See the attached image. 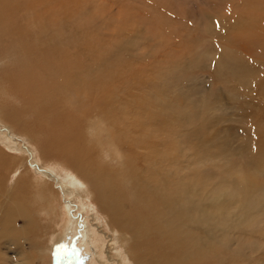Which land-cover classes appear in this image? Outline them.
<instances>
[{"label": "rangeland", "instance_id": "1", "mask_svg": "<svg viewBox=\"0 0 264 264\" xmlns=\"http://www.w3.org/2000/svg\"><path fill=\"white\" fill-rule=\"evenodd\" d=\"M51 2L46 3L53 7L55 16L65 25L63 32L78 36V45L71 46L73 41L70 46L68 44L71 50L65 49L68 57H73L77 50L82 49L80 46L87 48V53L79 51L74 60L75 66L81 68L84 62L90 64L93 61L90 53L91 49H95V54L101 59V69L108 70L110 78H104L106 76L101 73L95 79L99 82L95 85H98L89 88L97 94L96 97H101L104 92L109 96L93 98V93L88 90L83 102L81 97L70 96V89L64 87L60 90L53 83L57 81L51 80L44 89L45 79L38 76L45 72L49 78L48 66L54 65L55 57L62 53L58 48H53L51 54L46 51L51 46L45 32L49 19L42 11V16L47 19L44 23L41 21L37 10L31 7V0H0V46L3 47L0 48V56L11 52L13 56L15 53L22 55L16 72L23 71V77H27L29 82L33 81L35 87L32 89L38 96H42L39 87L43 88L42 93H47L40 97V102L35 106L40 111L35 108L33 112L30 108L13 111L15 117L21 118L13 120L16 124L0 112V148L11 159L7 175L1 178H7L13 170L12 176L5 180V189L17 188L18 194L14 192V200L21 212L28 214L27 234L24 231L16 246H10L12 243L8 242L7 236L4 237L3 226L0 227V264H21L14 253L19 243L23 244L24 241L28 248V243L33 244L31 247L34 248L29 253L36 264H51L54 258L48 257L49 247L52 246L49 236L61 231V220L66 226L76 225V233L61 246V264H92L94 260L97 264H131L124 254L125 248L120 247L115 236L120 227L115 226L116 230H112L105 219L101 221L102 213L87 202L77 201L75 193L65 191V195L61 194L64 192L62 183L66 180L59 178L62 171L59 170L64 164L49 150L45 155L43 153L46 151H42L43 141L50 129H53L51 135L62 141L63 146L68 142L69 146L75 147L72 151L77 153L82 164L90 165L93 169L97 165L104 171H112L109 175L113 176L107 177V180L118 196L128 194V198L121 197L125 209L135 207V211L133 208L131 210L135 216L133 221L142 227V250L137 251V258L154 255L165 264L177 263L170 236L159 240L151 234L147 230L143 211L136 205L132 171L129 168L125 170L126 162L121 149L123 147L125 152L133 153V138L124 137L122 127V132L118 131L122 120L118 128L115 126L118 130L114 128V116L120 109L122 114L130 115L127 122L136 133L134 136L140 135L139 142L143 146L151 145L149 154L154 161L147 179L143 176L145 163L141 158H134L138 151L136 155L135 151L127 154L135 160L140 181L150 189L149 181L158 183L157 174L172 172L173 166L180 170V192L163 191L156 197L148 194L153 200L152 204L155 202L164 215V230L173 219L176 227L193 232L207 254L218 258L223 264H264V0ZM19 42L21 45L18 46ZM108 64L111 65L108 67ZM16 81H0V85L8 87L9 82ZM5 89L12 91V88ZM10 96L12 94H9L8 100L13 98ZM85 103L87 106H84ZM86 107L89 109L86 110ZM107 114H111V117L114 114L113 120ZM102 115L109 121L106 118L108 122L105 121ZM70 119L69 124L67 121ZM135 121L142 125L151 122L155 140L148 138L152 133L151 128H132ZM110 129L116 131L111 134ZM113 133L119 135L118 140L113 139ZM97 139L102 140L104 145L98 143ZM31 150L35 153L30 154ZM142 151L139 152L141 156L145 155V150ZM101 154L105 161L101 160ZM107 158L109 161H106ZM144 159L150 164L149 157ZM23 160L24 169H30L31 181L36 184L43 177H57L54 190L60 194L63 209L56 210L53 222L46 221L48 208H44L52 204L50 201L42 202L40 205L43 208L28 202L31 194L23 189ZM73 189L70 187L68 191ZM3 204L0 202V222L6 218L7 208ZM146 211L150 212L151 209L147 208ZM11 213L14 220L18 212ZM61 214L73 215L77 224L61 218ZM16 219L14 222L19 228L23 224ZM35 220L39 221L35 223ZM95 242L100 246H96ZM157 242L165 249H156L159 245ZM8 243L12 248H8L10 251L7 250ZM126 243V246H131L129 240ZM216 249L220 252L216 253ZM12 251L14 253L11 254Z\"/></svg>", "mask_w": 264, "mask_h": 264}, {"label": "bare ground", "instance_id": "2", "mask_svg": "<svg viewBox=\"0 0 264 264\" xmlns=\"http://www.w3.org/2000/svg\"><path fill=\"white\" fill-rule=\"evenodd\" d=\"M42 1L43 2H41L40 0H31V7H32L33 10L34 9L37 10V12L39 14V18L42 19L41 21H43V23L46 22L45 20L47 18L49 19V25H48L47 29L50 31V33L48 32V30H46L45 32H46V35L48 33L47 36L50 39L49 43L51 44V46L48 47V50H46L47 46L44 49L49 54L52 53V49L53 48H58V49L62 50V53L55 57L54 65H49L48 66V68H49L48 71H50L49 78H48L47 73H45V72H43V74L42 73L39 74V76H38L40 79L42 77L45 79L46 85H45L44 89L49 84V80H51V81H57V83H55V82H53V83L60 90L63 89L64 87L70 89L71 90L70 96H72L74 94V96L76 95L77 97H81V98H83V102L85 101L84 100L85 97L87 98L88 90L93 93V95H92L93 98H101V97L109 96V94H106L105 92L104 93L102 92L103 95H101V97H96L97 94L95 95L94 91L91 88H89L91 86H97L98 85V84L95 85V83L98 82V80L96 82L95 79L99 78L101 73H102V75L106 76L104 78H110L109 77L110 76L109 75V71L108 70H104L103 68L101 69V59H99L97 57V55L95 54V49L94 50L91 49L90 55H91V60H93V61L90 64H86L84 62L83 63V67H81V68L76 67L75 64H74V60L77 57L79 51L82 50L81 52H83V50H84L87 53L88 52L87 48L85 49V47L80 46L82 49L77 50L76 54L73 57H70V58L68 57L67 53L65 52V49L71 50L69 48V46L71 45L70 42H73V41L74 42H73V44L71 46L78 45V43H76L77 40H78V38H77L78 36L74 37V35H72L70 33H64L63 30L65 28V25L63 24L61 19H57V17L55 16L54 11H53V7L51 5H50L51 7L48 5V3L52 4L51 0L50 1L49 0H42ZM46 2H48V3H46ZM54 9H55V6H54ZM61 9H65V7L61 8ZM42 11L47 15V18H44L42 16V14H41ZM87 31H89V30H87ZM32 34H33V32H32ZM41 37L43 38V36H41ZM65 39H67L68 41H66ZM81 41H82V39H81ZM89 43H90V40H89ZM68 44H69V46H68ZM82 44H83V41H82ZM19 45H21L20 42L18 43V46ZM92 46H93V44H92ZM0 48L2 49L3 47L0 46ZM13 48H15V47H13ZM77 48H79V46ZM90 48H92V47H90ZM10 49H9V51H10ZM13 52H15V51H13ZM12 56H13L12 52L11 53H4L2 56H0V72L3 71V72H1L3 74H2V77H0L1 78L0 81L3 82L5 80L17 79V81L14 82V83L9 82L10 84H9L8 87L0 85V112H1V114H3L5 116L6 119H9L11 123L16 124L17 122H13V120L14 119L17 120V118H19V119H21V118L20 117H15L12 114V112L13 111H18L20 109L29 110V108H30V110L32 112H33L34 108L36 110L40 111V108L38 106H37L38 108L35 107V106L37 105L38 101L40 100V97L47 95V93H42L43 92V88L42 87H39L40 93L42 94V96H38V93H35L36 91L35 92L33 91V90H35V89H32L33 87H35V85L33 86V84H32L33 81L32 82L27 81L29 79H27V77H23V75H24L23 71L16 72V70H15V68L20 65L19 61H20L22 55L20 56L19 53L18 54L15 53V56H13V57ZM115 62H117V60ZM110 65L111 64H108V67ZM27 76H28V74H27ZM33 77H35V75ZM112 79H114V77ZM20 81L22 82L21 84H20ZM36 81H37V79H36ZM5 88H12V91H8V89H5ZM20 88H22V89L20 90ZM98 90H99V88H98ZM108 90H109V88H108ZM44 91H46V90H44ZM9 94H12L13 98H11L10 100L15 101V103H11V101L8 100ZM98 95L100 96V94H98ZM12 96H10V97H12ZM5 97H7V98L5 99ZM90 98H91V96H90ZM67 99H69V98H67ZM86 104L87 103H85L84 106H87ZM18 105H19V107H18ZM88 109L89 108H87L86 110H88ZM107 109L109 111L108 107L106 108V110ZM104 112H107V111H104ZM98 113H100V112H98ZM35 114H37V113H35ZM48 114H51V113H48ZM70 114H72V113H70ZM104 115H102V116L104 117ZM107 115L106 116L109 118V116L111 114H107ZM51 116H52V114H51ZM113 116H114V114H113ZM113 116L112 117L110 116L111 120H113L112 119ZM128 116H130V115L129 114H126V115L122 114L121 113V109H120V111L118 113L116 112L113 121H116L115 123L117 125L114 124V122H113L114 128L116 129L115 126H117V128H118V123L120 125L121 122H119V121L122 120V123H121L122 125H120V128H118L120 130H118V129H116V130L121 131V127H122L123 134H124L123 136L126 137L127 139H132L133 138L131 140V142L133 144L132 146L135 148V150L133 149L135 151V155H136V151H138L137 155L134 158L135 159H140L141 158L142 162L145 163V172L143 173V176H144V179H147L149 174H150V172H151V163L154 161L153 160L154 158L152 157L153 159H151L150 158L151 154H149V152H150L149 151V147L151 146L150 144L152 142L149 144L150 146L148 145L149 147L143 146L144 144H141V142H139L138 137H140V135H138V137L134 136L135 132L132 131V129L130 128L131 124H128L129 122H127V117ZM103 117H100V118H103ZM105 118L106 117H104V119ZM138 118L139 119H143V120L144 119L147 120L146 118H143L142 116L141 117L138 116ZM106 119H105V121L108 120V119L107 120ZM61 120H60V122H61ZM111 120H110L109 123L112 122ZM67 122L70 124L71 119L68 120ZM43 123H44V121H43ZM46 124H49V123H46ZM57 124L58 123H55V125H57ZM90 124L92 125L93 122H91ZM132 124H134L132 128H137L138 130L141 127H146L148 129L151 128L152 133L148 136V138L150 139V138L153 137L152 134L154 133V131H153V125H152L151 122L148 123V124L146 123L145 125H142L138 121H135ZM111 125H112V123H111ZM111 125L109 126V128L111 127ZM97 126L99 127V129H102L101 128L102 127L101 124H98ZM29 127H30V125H29ZM112 127H113V125H112ZM52 130L53 129H50L51 132H49L48 136L45 135L46 136L45 139H44L45 141H43L45 143H44V145L42 144L43 145L42 151L43 152L46 151V152L43 153L44 155L49 153V151L52 152L53 154H55L59 158V159L58 158L57 159L61 160L63 162V164H64L63 168L59 170V171L62 170L60 172V177L59 178L60 179L64 178V180H66V182L64 181V183H62V187L64 189L63 190L64 192H62L61 194L65 195L66 194L65 191H67L68 194L69 193H75L74 197H76L77 201L84 202V203L87 202V203H89L91 205V207H93L94 209H97L99 212H101L102 215H103L101 217V221H103L105 219L107 221L108 226H110L112 230H116L114 227L115 226H119L121 230H116L118 234L115 232V236L117 237V240L119 241L120 247L123 246L125 248L126 251H124V254L126 253V258L131 261V264H165L159 258L158 259H157V257L154 258L153 257L154 255L151 256V257H142V256H140L139 258H137L136 253H137L138 250H140L142 248V246L140 247V244H141L140 238L142 236V227L138 223L133 221L135 216L131 212V210L133 208V211H135V207L133 206L131 208V210L125 209V204H124V201H123V199L121 197H124V198L127 197L128 198V194L127 195L121 194L120 196H118L116 194V192L113 189H111V187L109 186V182L107 180V177H112L113 176V175L112 176L109 175L112 171H104L101 168H97L96 164H95L96 166L94 167L95 169H93V167L91 168L90 165L82 164L83 161L81 163L78 160L77 153L72 151L75 147L69 146L68 142L66 143L65 146H63L64 144H62L63 143L62 141H58L57 139H55L51 135V133L53 132ZM114 130H111V134H112V132ZM141 130L143 131V129H141ZM61 131L63 133L62 127H61ZM121 132H120V135H121V138H122V133ZM132 133H133V135H132ZM163 133L165 135V132H163ZM88 134L92 135L93 133L92 134L88 133ZM116 135L114 134L112 136L113 139H114V137L117 138L119 136L118 134H116ZM135 135H136V133H135ZM141 135H143V134H141ZM168 137H170V136L168 135ZM155 138H154V140H155ZM163 138H164V136H163ZM55 140H57V141H55ZM80 140H82V139H80ZM97 140H99L98 143L104 145V142L102 140H100V139H97ZM117 140H118V138H117ZM86 141H84V142H86ZM125 141L126 140H123V142H125ZM129 141L130 140H128V142ZM88 142H89V140H88ZM148 142H150V141H148ZM91 144H92V142H91ZM119 145L121 146L122 144L119 143ZM126 145L129 146V144H126ZM130 147H128V149ZM121 149H122V152H124L123 155H124V159H125V162H126L125 163V170H126V168H129V169H131L129 171H132L130 173L132 175L131 180H132V183H133V186H132L133 195H134V198H135L136 205L143 211V217H144V219H145V221L147 223V230H149L151 232V234H153L159 240H161V239H163V238H165L167 236H170V243H171L172 249L174 250V253H175L176 257H177V263L176 264H223L218 258L210 257L207 254V252L196 241L195 234L193 232H187V231H184V230L179 229L178 227H176V223L174 222L173 219H171V224L165 231L164 230V223H165L164 215L160 211L159 206L156 205L155 202L153 204L151 202L153 200L148 194H152L153 196L156 197L163 191L171 193V192H180L182 190L181 185H180V170L178 168H176L175 166H173L172 172L166 171L167 174H165V173L162 174V175L157 174L156 177L158 179V183L155 184V183L149 181V183L151 185V188L148 189V186L144 185L140 181V179L138 178L137 170H136V167H135V160L133 161V159H132L133 156H127V154H131L132 152L131 153L129 151L125 152V148H123V147H121ZM142 150H145V152H144L145 155L143 154L144 156L143 155L141 156L139 154V152L140 153L143 152ZM106 151H108V150H106ZM134 151H133V153H134ZM4 153L6 154V152L3 149L0 148V188H1L0 189V199H2L0 202L2 204L5 203V205L4 204L3 205L7 208V211H5L6 209L3 210V211L6 212V215H5L6 218L3 219L2 222H0V227L3 226V230H5L3 232L6 234L4 237L7 236L8 242L10 241L12 243V245H10V246H13L14 244L16 246V244H17L16 241L20 240L23 237L22 235H23L24 231H26V234H27V227H28V222H27L28 216L27 215L28 214H24V211L21 212L22 210H20V206L16 203V200H14V199H16V197L14 198V192L16 194H18L17 188L13 187L12 190L5 189V186H6L5 185V180L12 176L13 170H12L10 176H7V178H5V179L1 178L2 176L7 175V170L10 168L9 162L11 160L7 155H4ZM33 153H35V152H33L31 150L30 154H33ZM84 153H85V151H84ZM80 154H78V156ZM88 155L89 154H87V156ZM108 155L110 156L111 154L108 153ZM80 156L82 157V155H80ZM106 156L107 155H105V159H106ZM138 156H140V157L138 158ZM103 157H104V155H103ZM148 157H149L148 160H149L150 164L148 163V161H146L144 159V158H148ZM53 158H54V156H53ZM101 158H102V154H101ZM109 158H111V157H109ZM79 159H80V157H79ZM113 159H114V157H113ZM157 159H155V160H157ZM92 160H93V158H92ZM101 160L105 161V160H103V158ZM106 161H109V159L106 160ZM3 162H4V165H3ZM115 163H117V162H115ZM23 165L25 166V160L22 161L21 166L23 168V171H25V184H24L23 189H25V191H27V192H29L31 194V196H30L31 200H28V202L30 204H34V205L39 204L40 205L42 202L50 201L52 204L45 205L44 208H48V215H47L46 221L53 222L55 220V218H56V216H55L56 210L58 209V210L61 211L63 209L62 205H61V202H60L61 201L60 200V194H58V192H56L54 190V188L56 189V187L54 186V183L55 182L57 183V177H55V176H50V177L48 176L49 178L43 177L41 179H38L37 184H36L35 182L31 181L32 175H31L30 169H27V168L24 169ZM177 166L179 167V165H177ZM115 167H117V166H115ZM115 169H118V168H115ZM59 171L57 170L56 172H59ZM114 172L117 173V170H115ZM161 177H163V178H161ZM165 179H167V180L164 181ZM161 180H163V181H161ZM70 187H74V189L71 190V191H68L70 189ZM86 193H87V195H86ZM121 193H123V192H121ZM66 205H67V203H66ZM68 205H69V207H72V205L70 203H68ZM39 208H43V207H41V205H40ZM147 208H150L151 211L147 212L146 211ZM123 209H124V211H122ZM144 210L146 211V213L144 212ZM12 211H17L18 212V213H16L15 216L23 224L21 227H19L20 229L16 227L17 224L15 225L16 221L14 222V220L16 218L13 220L14 217H12V216L14 214L11 213ZM31 215H32V213H31ZM32 216H34V215H32ZM2 218H3V215H2ZM61 218L67 219V221H69L72 224H77V222L74 221L75 217L73 215H71V214L70 215L61 214ZM35 221H36L35 223H37V221H39V220H35ZM61 222H62L61 231L57 232L55 235H52L51 237L49 236V239L52 242V246L49 247L50 253H48V257H53L54 258L53 261L51 262V264H61L60 261L62 259V255H63V251L61 250V246H62L63 243L70 241L71 240V236L76 233V225L66 226L62 220H61ZM41 224H42V222H41ZM6 228L8 229V232L6 231ZM23 228H25V229H23ZM1 229L2 228H0V234H1ZM51 229H52V226H51ZM3 232H2V235H4ZM6 232L8 233V235H7ZM0 237H2V236H0ZM127 240H129L131 242V246H126V245H128V243H126ZM4 241H5V239H4ZM9 243H8L7 250H9L8 248H10L9 247ZM5 244H7V243H5ZM95 244H96V246H100V244L97 243V242H95ZM157 244H159V243L157 242ZM26 245L27 244H26L25 241H24L23 244L19 243L18 248L15 251V253H14V251H12L10 253L11 254L14 253L16 255V257L19 259V261L21 262V264H36V260L32 256H30L31 254L29 253L31 251V249L34 248V247L33 248L31 247L33 244H29L28 243V245L30 246L29 248ZM154 247H155V243H154ZM101 248H103L102 245H101ZM155 248L156 249H160V250H164L165 249L163 247V245H161V244H159ZM10 249H12V248H10ZM118 249H119V247H118ZM120 250H121V248H120ZM153 251H155V250H153ZM215 252L219 253L220 250L216 249ZM92 264H97V261L94 260L92 262Z\"/></svg>", "mask_w": 264, "mask_h": 264}]
</instances>
